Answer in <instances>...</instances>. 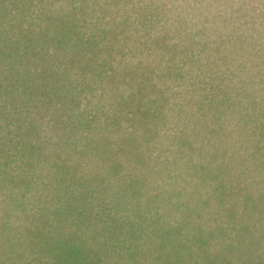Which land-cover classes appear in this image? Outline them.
<instances>
[{
  "label": "trees",
  "instance_id": "1",
  "mask_svg": "<svg viewBox=\"0 0 264 264\" xmlns=\"http://www.w3.org/2000/svg\"><path fill=\"white\" fill-rule=\"evenodd\" d=\"M0 264H264V0H0Z\"/></svg>",
  "mask_w": 264,
  "mask_h": 264
}]
</instances>
